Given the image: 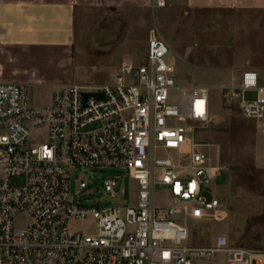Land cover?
I'll list each match as a JSON object with an SVG mask.
<instances>
[{
  "label": "built area",
  "instance_id": "built-area-1",
  "mask_svg": "<svg viewBox=\"0 0 264 264\" xmlns=\"http://www.w3.org/2000/svg\"><path fill=\"white\" fill-rule=\"evenodd\" d=\"M166 6L152 0L153 9ZM176 59L154 28L146 63L123 61L113 83L57 86L41 109L32 106L28 84L0 81V264H206L221 254L225 264H264V251L231 246L226 235L209 246L190 242L191 208L223 210L212 183L225 167L196 138L213 120L212 88L178 85ZM248 91L257 97L248 100ZM229 92L264 136L259 73L244 70ZM84 93L103 97L85 101ZM36 129H45L44 143L32 138ZM77 167L127 170L137 182L136 200L105 208L76 202L71 181ZM15 178L24 184L15 185ZM117 185L104 182L113 197ZM156 186L168 189L172 205L155 204ZM182 214L184 225L176 222ZM22 217L27 222L19 225ZM89 219L94 233L71 230L72 220Z\"/></svg>",
  "mask_w": 264,
  "mask_h": 264
},
{
  "label": "rangeland",
  "instance_id": "rangeland-1",
  "mask_svg": "<svg viewBox=\"0 0 264 264\" xmlns=\"http://www.w3.org/2000/svg\"><path fill=\"white\" fill-rule=\"evenodd\" d=\"M259 19L254 13L173 9L170 5L154 10L149 0L122 7H103L89 0L76 11V41L72 48L9 47L0 56V62L4 66L3 76L28 84L32 106L41 109L51 104L57 86L113 83L123 61L146 63L149 36L157 28L178 59L177 84L196 82L212 88L213 120L209 130L198 133L196 138L208 144L204 151L216 164L225 167L222 177L212 183L223 210L213 213L191 208L187 215L190 242L209 246L226 235L231 246L264 251V136L258 133L254 121L243 116L237 98L227 97L230 87L239 86L242 75L232 69L228 76L224 70L232 66L241 68L247 63L252 68L264 64V59L254 56L264 50V32L257 31L254 25ZM231 48L239 55L233 57V52H228ZM185 51L190 52V57L184 55ZM183 59L192 61L194 67L190 68ZM261 84L264 85V74ZM256 97V91L246 93L248 100ZM98 126L92 125L90 129ZM45 132L33 131L36 144L45 142ZM108 179L118 183L116 197L106 191L104 182ZM82 180L87 183L85 189L79 187ZM14 184L22 186L24 179L15 178ZM137 191V182L122 168L73 170L71 192L76 202L83 205L105 208L125 201L132 203ZM172 201L166 187L156 186L157 206H169ZM185 217L178 216L176 222L184 225ZM26 222L24 217L17 220L19 225ZM70 226L73 232L95 231L92 219L72 220ZM206 264H225V255Z\"/></svg>",
  "mask_w": 264,
  "mask_h": 264
},
{
  "label": "crops",
  "instance_id": "crops-1",
  "mask_svg": "<svg viewBox=\"0 0 264 264\" xmlns=\"http://www.w3.org/2000/svg\"><path fill=\"white\" fill-rule=\"evenodd\" d=\"M168 8L206 11H229L233 13H254L259 20L254 24L255 29L264 32V0H166ZM89 0H0V56L9 47H21L29 49H70L76 41V11L80 6L87 4ZM93 4L103 7H122L125 4H135L139 0H90ZM152 7V0H149ZM158 10V9H154ZM246 17H250L245 14ZM236 57L239 52L235 48L228 49ZM254 55L264 59V50H259ZM189 51L184 55L190 57ZM183 56V58H185ZM246 57V56H245ZM190 67L194 64L189 59H183ZM178 67V59H176ZM236 67V66H235ZM4 66L0 62V81L16 82L14 79L3 76ZM232 69L241 76L246 69H254L259 73L260 85L264 74V64L254 68L247 63L241 68H224L228 76ZM241 79V77H240ZM241 81V80H240ZM22 83V82H20ZM241 83V82H240ZM240 85V84H239ZM89 86V85H84Z\"/></svg>",
  "mask_w": 264,
  "mask_h": 264
},
{
  "label": "water",
  "instance_id": "water-1",
  "mask_svg": "<svg viewBox=\"0 0 264 264\" xmlns=\"http://www.w3.org/2000/svg\"><path fill=\"white\" fill-rule=\"evenodd\" d=\"M95 96L97 98H102V93H84V100L86 101L89 97Z\"/></svg>",
  "mask_w": 264,
  "mask_h": 264
}]
</instances>
